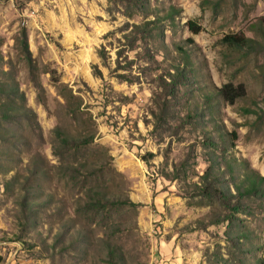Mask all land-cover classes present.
Instances as JSON below:
<instances>
[{"label": "rangeland", "instance_id": "obj_1", "mask_svg": "<svg viewBox=\"0 0 264 264\" xmlns=\"http://www.w3.org/2000/svg\"><path fill=\"white\" fill-rule=\"evenodd\" d=\"M263 16L264 0H0V264H264V49L222 42Z\"/></svg>", "mask_w": 264, "mask_h": 264}, {"label": "trees", "instance_id": "obj_2", "mask_svg": "<svg viewBox=\"0 0 264 264\" xmlns=\"http://www.w3.org/2000/svg\"><path fill=\"white\" fill-rule=\"evenodd\" d=\"M189 25H190V29L193 32H198V26L196 23L190 22ZM248 31L253 33L256 37L255 38H248V37H244V36L229 35V36H226L222 40V42L237 52H244V53L250 54V53H254V52L258 53L259 51L263 50L264 49V16L258 18L255 22L251 23L248 26ZM182 50L183 49H181V48L179 49V51H182ZM187 60H188V57H187ZM178 79L180 80L181 78L178 76ZM36 86H39V85L36 84ZM226 89H229V87H226ZM13 92L16 93L18 96H20L21 98L24 97V95L22 93H20V90L18 89V87H15ZM223 92L225 93V91H223ZM231 93L228 91L229 96L231 95ZM8 94H9V92L5 91L4 89H2V86H0V95L6 96ZM236 94H237V96H242V91L240 90V88H237ZM9 113H10V111L6 108V105H4L2 103V101L0 100V118H2V119L6 118ZM16 113L21 114L19 109L18 110L16 109ZM55 134H56L57 139L60 140V142L62 143L63 147L75 148V146L77 144L76 143L77 138L72 137L70 134L66 135L65 133H63L61 131V129H57L55 131ZM236 136L237 135L234 134V138H236ZM208 142L210 145H212L214 147L217 146V143H214L209 137H208ZM77 148H79V147H77ZM153 156H154L153 154L148 153L146 156L143 157V159L145 161H148ZM228 168L229 169L233 168L230 163H228ZM204 179H206L207 181L205 182V189H203L204 190L203 194L209 198H216V199L225 203L227 201L226 191L224 189H222L221 187H217L216 185L215 186L207 185L210 182H216V179L215 178L211 179V175L209 176V173H207V175L204 177ZM245 182L247 184L241 183V184L235 185V189L237 192L236 195H238L239 197H242V198L258 195V193L260 191L259 183H257L255 180H252L250 177H247Z\"/></svg>", "mask_w": 264, "mask_h": 264}]
</instances>
